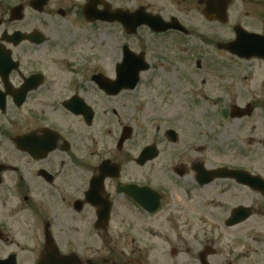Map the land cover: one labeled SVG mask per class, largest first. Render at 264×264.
<instances>
[{
  "label": "flooded vegetation",
  "instance_id": "af4514ba",
  "mask_svg": "<svg viewBox=\"0 0 264 264\" xmlns=\"http://www.w3.org/2000/svg\"><path fill=\"white\" fill-rule=\"evenodd\" d=\"M209 1L0 0V264H250L251 253L264 260L250 248L221 260L220 236L251 240L235 228L264 215L260 202L229 208L214 200L221 179L249 187L205 171L236 168L180 161L183 151L163 157L179 140L172 126L139 141L135 91L151 68L143 46L184 49L199 34L218 49L220 26L228 29L223 41L241 28L262 45L264 0H212L213 16L225 6L224 23L205 17ZM108 28L116 33L111 58L108 42L92 47L85 33ZM125 46L141 61L132 88L118 83L131 69ZM171 182L212 190L194 232L182 206L172 210ZM238 206L249 217L231 225ZM227 247L235 251L233 242Z\"/></svg>",
  "mask_w": 264,
  "mask_h": 264
},
{
  "label": "rangeland",
  "instance_id": "374dc122",
  "mask_svg": "<svg viewBox=\"0 0 264 264\" xmlns=\"http://www.w3.org/2000/svg\"><path fill=\"white\" fill-rule=\"evenodd\" d=\"M203 24L205 34L210 32L209 24ZM219 32L220 40L228 36L227 26H220ZM85 33L92 47L103 48L102 43L108 42L107 57L115 56L114 30ZM198 35L189 37L184 49L166 47L161 42L142 47L151 68L142 74L135 91L140 144L151 135L160 136L164 128L172 126L177 130L179 140L164 146L163 157L166 154L173 157L183 151L186 156L180 161L200 159L209 166L242 168L264 177V62L231 56L217 50L210 41L206 43L199 39ZM198 59L200 68L196 66ZM249 101L255 107L250 116H229L231 105L243 107ZM160 161L161 157L156 161V168H160ZM218 182V192H215L219 196L214 200L218 199L221 207L253 202H260L264 207V195L231 181L221 179ZM171 185L172 210H175V204H180L182 216L193 223L194 232L201 207L211 206L212 190L187 189L178 186L179 182H171ZM203 218L207 220L205 216ZM235 229L236 234H251V240L246 235L247 239H235L234 236V242L232 236L222 234L219 243L225 248V255L221 260L244 248L264 252V215L253 216ZM252 236L257 240H252ZM229 241L234 243L235 251L227 247ZM262 261L259 254L251 253L250 264H262ZM246 263V259L240 262Z\"/></svg>",
  "mask_w": 264,
  "mask_h": 264
},
{
  "label": "water",
  "instance_id": "95a60500",
  "mask_svg": "<svg viewBox=\"0 0 264 264\" xmlns=\"http://www.w3.org/2000/svg\"><path fill=\"white\" fill-rule=\"evenodd\" d=\"M224 1V0H223ZM226 2V0L224 1ZM210 7H208L206 10H204V14L206 17L210 19L218 18L222 22L226 20V8L224 5H222L219 9V14L217 16L212 15V1H209ZM241 30V29H240ZM255 34L252 33H245L244 31H238L236 40L232 42H227L224 44H219V48L225 49L230 51L233 54H236L239 57L242 58H250L251 56H258L264 58V38H262V45L260 47L254 46L257 44L260 39L258 37H255ZM141 61L139 57L131 53L126 47H125V61L124 66H129L131 69L128 71V76H122L119 77L118 83L121 82L123 87H133L138 79V70L132 69L133 66L140 64ZM121 87V86H120ZM242 111V112H239ZM250 108L247 107L244 110H239V108H234L232 115H244L250 113ZM205 174H209L211 176L215 177H232L235 178L238 182L247 184L251 186L252 188L259 187L260 189L264 190V182L259 176H253L249 173L241 170H225L220 169L218 171L214 172H205ZM237 214L242 215V219H245L247 217L246 212L244 209L239 208L236 210Z\"/></svg>",
  "mask_w": 264,
  "mask_h": 264
}]
</instances>
